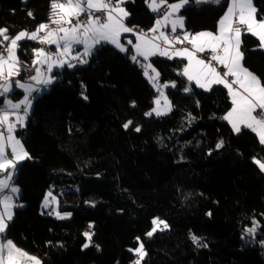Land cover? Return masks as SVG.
I'll return each instance as SVG.
<instances>
[{
    "label": "trees",
    "instance_id": "obj_1",
    "mask_svg": "<svg viewBox=\"0 0 264 264\" xmlns=\"http://www.w3.org/2000/svg\"><path fill=\"white\" fill-rule=\"evenodd\" d=\"M252 1L257 18H264V0ZM51 2L0 0V28H8L10 37L34 30L50 21ZM227 3L190 0L179 13L186 31L216 32ZM123 7L130 27L149 30L158 17L145 0ZM242 41L244 66L264 83L259 41L246 32ZM19 44L24 69L15 79L29 82L33 49L44 45ZM85 59L53 72L55 80L33 98L29 121L17 131L32 159L16 170L22 207L14 209L6 235L42 264H131L137 257L128 249L139 243L147 252L142 264H264V173L252 162L264 159V147L250 129L237 135L221 119L232 105L227 90L199 89L182 75L184 60L153 57L159 81L176 87L167 89L170 114L146 118L156 94L137 63L109 44ZM220 140L224 146L216 149ZM49 190L69 219L41 213ZM154 218L169 227L148 237ZM253 221L257 231L250 237L246 229ZM89 222L92 244L83 248ZM190 234L207 247L194 244Z\"/></svg>",
    "mask_w": 264,
    "mask_h": 264
},
{
    "label": "snow or ice",
    "instance_id": "obj_2",
    "mask_svg": "<svg viewBox=\"0 0 264 264\" xmlns=\"http://www.w3.org/2000/svg\"><path fill=\"white\" fill-rule=\"evenodd\" d=\"M125 2L126 0H52L50 23H41L32 32L21 30L15 37L8 35V28H0V48L4 49L3 52H0V98H3V106L0 107V125L6 126L7 131L6 137L4 132H0V177H2L0 178V237H4L13 220L14 209L22 207L14 202L18 199L16 194L19 193V188L14 186L18 165L25 159H32L13 133L17 125L25 126L24 121L32 103L30 99L32 93L43 90L14 79L24 69V65L16 55L17 49L20 47L19 42L22 40H33L43 45H55L57 49L55 55L60 57L72 52L74 45L82 44L84 46L82 56L77 53L72 59L84 64L87 63V60L83 57L90 55L93 46L101 41L115 45L121 52L128 51L120 43L119 37L121 33H132L136 36L137 41L135 44L131 40L128 41L136 52V55L132 56L133 61L139 62L137 57L141 56L147 60L149 56L157 53L168 56L169 59H172L173 56L186 58L188 64L185 65L182 75L187 77L190 83L194 81L197 87L205 91L212 90L213 85H223L231 97L232 108L221 119L227 121L231 125L232 131L237 135L241 134L244 128L250 129L256 134L259 144L264 147V83L260 76L244 66L245 53L241 50L242 36L245 32L256 37L259 41V48L264 49V18L257 19V9L253 6L252 0H231L227 11L219 22L218 35L202 32L190 36L185 32L183 37L179 35L170 37L161 31V28L170 24L172 33H176L178 27L183 29V17L176 16V13L188 5L190 0H177L172 4H169L168 0H145L153 13H161L162 6L167 7V10L162 12L160 18L148 32L142 29L137 31L138 26L128 27L125 24V18L130 15L122 6ZM196 2L200 3L202 0H196ZM215 2H219V0H215ZM95 12H103L106 19L102 21L100 17L94 15ZM28 15L31 17L33 14L29 12ZM82 15L86 17L84 20L80 19ZM173 17L175 18L173 19ZM51 25H57V27L52 28ZM41 32L45 34L40 36ZM148 33L153 35L149 36ZM89 40L92 41L91 44H89ZM161 40L167 45L183 44L186 41L192 45L194 51L183 47L170 54L167 50L162 49L159 43H156ZM206 49L211 52L210 58L197 59L195 53L204 52ZM33 55L36 58L32 60V65L35 67L37 64L46 63L49 73L52 72L53 67L62 68L65 64L68 68L74 67L67 60H53L54 54L46 52L44 48L33 49ZM212 61L222 66L224 71L222 73L218 71ZM144 67V75L153 87L160 91V96L154 101L157 107L152 109V113L157 116L166 115L168 111H171V104L161 89L167 85L159 84V73L152 68L151 64ZM149 69L154 75L149 74ZM35 72L36 74L29 77V80L35 81L36 84L43 85L45 88L55 79L51 75L42 78L38 67H35ZM229 77L231 80L228 79ZM171 86L176 87L175 82ZM14 88L23 89L25 93L18 102H13L8 98ZM184 91L188 93L191 88L185 87ZM84 98L87 99L86 96ZM161 99L164 101L163 106H161ZM258 109L260 110L259 117L253 115ZM17 110H21L23 115ZM152 113H145V115ZM13 115H15V122L11 120ZM132 124L133 121L129 120L122 127L128 130ZM135 131L139 132L141 129L136 127ZM224 143L223 140L218 141L215 145L216 149H221ZM252 162L260 172L264 173V159L254 156ZM49 198L52 201L56 200L52 192L46 193L44 207L48 206ZM56 215L57 218L64 219L71 214L67 213L61 216L59 212H56ZM152 225L151 230L146 233L148 237H152L158 230L163 231L169 227L167 222L159 218H154ZM93 227V223L89 222V230L83 233L86 240L83 248H88L92 244L94 233L91 229ZM255 231L256 222L253 221V227L247 228L246 234L251 237L254 236ZM190 237L197 246L207 247L206 244H200V238L196 235L190 234ZM136 240L139 242L140 237H137ZM260 242L264 244V241ZM96 247L99 248V246ZM128 251L137 257L131 264H142L147 255L143 243H139L138 247L130 248ZM0 264H42V261L19 249L11 239L4 237L0 242Z\"/></svg>",
    "mask_w": 264,
    "mask_h": 264
},
{
    "label": "crops",
    "instance_id": "obj_3",
    "mask_svg": "<svg viewBox=\"0 0 264 264\" xmlns=\"http://www.w3.org/2000/svg\"><path fill=\"white\" fill-rule=\"evenodd\" d=\"M205 1V0H204ZM212 1V3L214 4V5H218V4H220L221 2H223V1H225V0H219V2H215V0H211ZM202 2H203V0H202ZM230 2H231V0H228V3H227V6H226V10H225V12L227 11V9H228V7H229V4H230ZM253 2V1H252ZM187 6V5H186ZM253 6H254V3H253ZM148 7V6H147ZM255 7V6H254ZM184 8V7H183ZM149 9V8H148ZM150 10V9H149ZM151 11V10H150ZM180 11H181V9H180ZM180 11L178 12V13H176V16H180L179 15V13H180ZM29 12H31L32 14H33V11H29ZM152 12V11H151ZM162 12L163 11H161V13H158V16H160L161 14H162ZM225 12H224V14H225ZM33 16V15H32ZM31 16V17H32ZM224 16V15H223ZM175 17H173V19H174ZM258 19V18H257ZM126 20H127V18H125V24H126ZM221 20V19H220ZM184 18H183V29H185V24H184ZM220 22V21H219ZM219 22H218V26H217V30L216 31H218V29L220 28V24H219ZM127 25V24H126ZM128 26V25H127ZM168 26H170L171 27V25L169 24ZM128 27H130V26H128ZM164 28V27H163ZM163 28H161V31H162V29ZM183 29H181V28H177V30H180L181 32H182V37H183ZM45 33L43 32V34H42V32H41V35L43 36ZM150 34V36L151 35H153L152 33H149ZM190 36H195L196 34H193V33H190L189 34ZM126 36H128L130 39L129 40H131L132 42H133V44H135L137 41H136V36L134 35V34H132V33H121L120 34V37H119V39H120V42H121V44L125 47V48H128V51L127 52H121L118 48H116L115 47V45H113V44H111V43H109V42H107V41H101L100 43H98V44H95L94 46H93V49H92V52L96 49V48H98L100 45H102V44H109V45H111V46H113L114 48H116L118 51H120L121 53H123V54H126V55H128L129 56V58L132 60V56H134V55H136V52H135V49L132 47V44H131V46H127L128 45V43H127V41L126 40H123V38H126ZM202 39H206V38H202ZM33 41V40H32ZM34 42H37V41H34ZM90 42L92 43V41L90 40ZM38 43V42H37ZM90 43V44H91ZM156 43H159L160 45H161V48L162 49H164V50H167L169 53H174V52H176L177 50H179V49H174L173 47H174V44L175 43H173L172 45H167V44H164L163 43V41L161 40V41H156ZM191 45V44H190ZM54 45H49V50L48 51H50V52H55L56 51V49L53 47ZM46 47H47V45H44V49L45 50H47L46 49ZM81 50H84V46L82 45V44H80V45H74L73 46V50H72V52H71V54L69 53V54H67V55H65L64 57H60V56H58V58H55V59H53V60H60V59H64V60H67V61H69V62H71L73 65H75V63H76V60H74V59H72V57L73 56H75V55H77V53H79V54H82L83 52L81 51ZM189 50H193L192 49V45H191V48L189 49ZM263 51H264V49H262ZM174 51V52H173ZM194 51V50H193ZM205 51H209V50H205ZM91 52V53H92ZM197 53H200V52H197ZM197 53H195V56H197ZM82 56V55H81ZM153 57H161V58H165L164 57V55H159L158 53L156 54V55H151V56H149L148 57V59L147 60H145L142 56L141 57H137V60L139 61V62H136V61H133L134 63H137L138 65H139V67H141L142 68V70H143V72H144V66H146V65H148L149 64V61H150V59L151 58H153ZM83 58H86V57H83ZM176 58H181L180 60H184V67H185V65H187L188 64V60L186 59V58H184V57H178V56H176ZM198 58V57H197ZM199 59V58H198ZM148 62V63H147ZM220 68H222V66H220V65H218ZM64 67H67V65L65 64V66ZM63 67V68H64ZM184 67H183V69H184ZM183 69H182V72H183ZM223 69V68H222ZM44 70H45V74H44V77H47V75H48V70H47V67L46 68H44ZM218 70V69H217ZM219 71V70H218ZM223 71H224V69H223ZM222 71V72H223ZM221 72V71H220ZM221 72V73H222ZM149 74L150 75H154V73H152V71H151V69H149ZM184 76V75H183ZM185 77V76H184ZM186 78V80L188 81V79H187V77H185ZM230 78V80H231V77H229ZM188 83H190L189 81H188ZM191 84L192 85H194V86H196L195 85V82L193 81V82H191ZM213 86H216V85H213ZM221 86H223V85H221ZM197 87V86H196ZM224 87V86H223ZM226 89V88H225ZM227 90V89H226ZM21 92H22V90H21ZM227 92H228V90H227ZM23 95L22 96H24L25 95V93L23 92L22 93ZM32 95H35V96H37V92H34V93H32ZM228 96H229V94H228ZM8 98L9 99H11L13 102H16L15 101V99L14 98H12V97H10V96H8ZM229 98H230V101H231V97L229 96ZM3 106V104L0 106V107H2ZM231 108H232V105H231ZM231 108L229 109V111L231 110ZM228 111V112H229ZM227 114V113H226ZM225 114V115H226ZM253 115H255L254 113H253ZM11 120L13 121V122H15V118H14V116H11ZM227 122V121H226ZM228 123V122H227ZM229 124V123H228ZM1 126H4V125H0V127ZM229 126L231 127V125L229 124ZM4 129H6V127H4ZM17 129L19 130V129H22V127H20L19 125L17 126ZM232 129V128H231ZM6 137V136H5ZM0 178H2V177H0ZM18 200V199H17ZM16 202V201H15ZM17 204H19V202L17 203ZM257 231V230H256ZM255 231V232H256ZM4 237H6V239H11V238H9L7 235H6V233L4 234ZM4 237H0V242H2L3 241V239H4ZM12 240V239H11ZM13 241V240H12ZM16 245V244H15ZM19 249H21V250H23V251H25L26 253H28V254H30V255H32V256H35V257H38L37 255H35V254H32V253H30V252H28L27 250H25V249H23V248H21V247H19L18 245H16ZM39 258V257H38Z\"/></svg>",
    "mask_w": 264,
    "mask_h": 264
},
{
    "label": "rangeland",
    "instance_id": "obj_4",
    "mask_svg": "<svg viewBox=\"0 0 264 264\" xmlns=\"http://www.w3.org/2000/svg\"><path fill=\"white\" fill-rule=\"evenodd\" d=\"M23 2H25L26 0H22ZM127 1H130V0H126V2ZM204 1V0H203ZM205 1H208V0H205ZM173 3H176V2H173ZM169 4H172V3H169ZM189 5V4H188ZM123 6V5H122ZM184 7H186V6H184ZM181 9H183V8H181ZM167 10V7L166 6H162V11H166ZM158 14V13H157ZM158 18H160V16H158L157 17V19ZM156 19V20H157ZM185 20V19H184ZM44 23H50V21H48V22H44ZM184 24H185V21H184ZM38 27V26H37ZM36 27V28H37ZM51 27L52 28H55V27H57V25H51ZM36 28L34 29V30H32V31H35L36 30ZM32 31H28V32H32ZM183 31V33H185V32H187L188 34H190V33H192V32H188V31H186V29H183L182 30ZM202 32H206V31H198V32H194L193 34H198V33H202ZM19 33V32H18ZM17 33V34H18ZM211 33H213L214 35H218L219 34V29H218V31H216V32H211ZM16 34V35H17ZM42 34H43V32H42ZM15 35V36H16ZM40 36H42L41 35V33L39 34ZM15 36H13V37H15ZM129 37L128 36H126V38H123V40H126L127 41V43H128V41H129ZM25 40H27V39H25ZM23 41V40H22ZM91 42H90V40H89V44H90ZM121 43V42H120ZM40 44V43H39ZM127 46H131V44H129L128 43V45ZM55 49H56V46L54 45L53 46ZM191 48V47H190ZM46 49L47 50H45L46 52H48V53H50V54H54L53 55V59H55V58H58V56L59 55H55L56 53H57V49H56V51L55 52H50V51H48L49 50V45H47V47H46ZM126 49H128V48H126ZM18 50V49H17ZM82 52H84V50H81ZM127 52V51H126ZM174 52V51H173ZM201 53V52H200ZM70 54H71V52H70ZM83 54V53H82ZM81 54V55H82ZM171 54V53H170ZM16 55H17V52H16ZM18 56V55H17ZM89 56V55H88ZM87 56V57H88ZM166 59H169L168 58V56H164ZM36 58V57H35ZM196 58H197V56H196ZM172 59H179V58H176V56H173V58ZM181 59V58H180ZM198 59V58H197ZM76 63H77V60H76ZM148 63V62H147ZM150 64V63H149ZM35 67H38L39 69H40V71H41V74H42V78L44 77V74H45V70H44V68H46L47 67V64L46 63H43V64H37V65H35ZM63 68V67H62ZM62 68H60V67H53V70H52V72L51 73H49L48 72V75L47 76H49V75H51V76H53L52 74H53V72L54 71H56V70H60V69H62ZM152 68H153V66H152ZM144 71H145V67H144ZM157 72V71H156ZM36 74V72H35V70H34V73L32 74V76L33 75H35ZM146 77V76H145ZM14 79H15V77H14ZM146 79L148 80V78L146 77ZM55 80V79H54ZM159 80V79H158ZM149 81V80H148ZM22 82V81H21ZM23 83H26V84H32L34 87H36V88H40V89H43V90H41V91H39V92H37V95H41L46 89H47V86H46V88L43 86V85H38V84H36V82L35 81H31V80H29V82H23ZM150 83V82H149ZM159 84L160 85H167V87H163L161 90L164 92V94H165V96L167 97V89H169V88H173L172 86H171V84L172 83H166V84H162L160 81H159ZM188 84H191V83H188ZM150 85H151V87H152V89L154 90V92H155V98H154V100H153V105H152V108L147 112V113H152V109L153 108H155V107H157V105L154 103V101L160 96V91H158L157 90V88H155V87H153V85L150 83ZM217 86V85H216ZM214 87V86H213ZM199 88V87H198ZM22 90V92H24V90L23 89H19V88H14L13 89V91L14 90ZM199 89H202V88H199ZM202 90H204V89H202ZM12 91V92H13ZM205 91V90H204ZM189 93V92H188ZM33 96V98L35 97V95H32ZM24 96H22V97H20L19 99H15V101L16 102H18V101H20L22 98H23ZM167 99H168V97H167ZM168 101H169V99H168ZM170 102V101H169ZM163 104H164V101L161 99V106H163ZM171 104V103H170ZM32 109H33V99H32V103H31V107H30V110H29V113H28V115H27V117L25 118V121H24V124H25V126L24 127H22V129H24L25 127H26V125H27V123H28V121H29V117H30V115H31V111H32ZM171 110H172V106H171ZM17 111H20V114L21 115H23V112L21 111V110H17ZM170 112L171 111H168L167 112V114L166 115H161V116H157L155 113H152L151 115H146V118H151V117H164V116H167V115H169L170 114ZM14 116V118H15V115H13ZM188 122L187 123H192V119L190 118V119H188L187 120ZM18 126V125H17ZM17 126H16V128H15V131H14V135H15V137H16V139H18V140H20V142H21V144H22V141H21V139H20V137L17 135V131H18V129H17ZM2 127H6V126H1L0 127V132H4V134H5V136H7V131H6V129L3 131L2 130ZM23 145V144H22ZM24 148V147H23ZM25 150V149H24ZM9 151H10V149H9ZM26 151V150H25ZM22 162V161H21ZM20 162V163H21ZM19 163V164H20ZM15 175H16V173H15ZM14 186H16V187H18L17 185H15L14 184ZM66 190H69L67 187H65V188H63V189H61L59 192L60 193H63L64 191H66ZM48 192H50V190L48 191ZM47 192V193H48ZM17 196H18V198H19V195H20V191H19V193L18 194H16ZM44 200H45V198H44ZM44 200L42 201V203H41V205H40V211H41V213H50V210L53 212V214H49V215H51L52 217H55L56 219H59V218H57V215H56V212H59L60 213V215L61 216H63V215H65V214H67L68 212H60L59 211V202H58V198L56 197V200L55 201H52L51 200V198H49V204H48V206L47 207H44L43 205H44ZM16 201V202H15ZM14 202L15 203H18V200L16 199ZM70 218V216H68L67 218H64V219H69ZM161 227H162V225H161ZM168 229V228H167ZM167 229H165V230H167ZM165 230H163V231H165ZM158 231H160V230H158ZM157 231V232H158Z\"/></svg>",
    "mask_w": 264,
    "mask_h": 264
},
{
    "label": "built area",
    "instance_id": "obj_5",
    "mask_svg": "<svg viewBox=\"0 0 264 264\" xmlns=\"http://www.w3.org/2000/svg\"><path fill=\"white\" fill-rule=\"evenodd\" d=\"M94 15L100 17L102 21L106 19V16H105V14H104L103 12H95ZM85 18H86V17H85L84 15H82V16L80 17L81 20H84ZM141 29H142V28H137V31H139V30H141ZM142 30H144L145 32H148V30H146V29H142ZM162 31H164V32H165L166 34H168L170 37H171V36H174V35H179V36L182 37V32H181L180 30H177L176 33H172V31H171V27H170V26L164 27V28L162 29ZM148 35L150 36L149 33H148ZM183 47H187L188 49H190L191 45L185 41L183 44L175 43L173 48H174V49H180V48H183ZM210 56H211V52H210V51H204V52H201V53H197V57H198L199 59L210 58ZM84 59H85V58H84ZM77 64H81V63H79V62L77 61ZM212 64H213V66H215L219 71H221V72L223 71V69L220 68V67L218 66V64H216L215 61H212ZM228 79L230 80V78H228ZM30 99L32 100V99H33V96H31ZM254 114H255L257 117H259V115H260V110L258 109ZM2 130H3V131L5 130L4 127H2ZM8 151H9V150H8ZM9 155H10V151H9ZM50 213L53 214V212H52L51 210H50ZM260 247H261V248H264V245L262 244V245H260Z\"/></svg>",
    "mask_w": 264,
    "mask_h": 264
}]
</instances>
